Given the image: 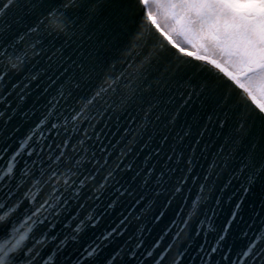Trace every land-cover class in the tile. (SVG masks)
Wrapping results in <instances>:
<instances>
[{"label":"snow or ice","instance_id":"snow-or-ice-1","mask_svg":"<svg viewBox=\"0 0 264 264\" xmlns=\"http://www.w3.org/2000/svg\"><path fill=\"white\" fill-rule=\"evenodd\" d=\"M0 264H264V0H0Z\"/></svg>","mask_w":264,"mask_h":264},{"label":"water","instance_id":"water-1","mask_svg":"<svg viewBox=\"0 0 264 264\" xmlns=\"http://www.w3.org/2000/svg\"><path fill=\"white\" fill-rule=\"evenodd\" d=\"M17 226L19 227V225H17ZM197 239L202 241L203 237L201 236V237H199Z\"/></svg>","mask_w":264,"mask_h":264},{"label":"clouds","instance_id":"clouds-1","mask_svg":"<svg viewBox=\"0 0 264 264\" xmlns=\"http://www.w3.org/2000/svg\"><path fill=\"white\" fill-rule=\"evenodd\" d=\"M24 230H26V229H24ZM23 231V230H22Z\"/></svg>","mask_w":264,"mask_h":264}]
</instances>
